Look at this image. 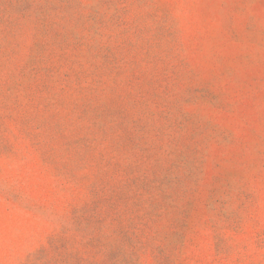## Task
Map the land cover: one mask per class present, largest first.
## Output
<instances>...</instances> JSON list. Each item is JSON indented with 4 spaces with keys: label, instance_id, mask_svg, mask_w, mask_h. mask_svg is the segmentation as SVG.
<instances>
[{
    "label": "rangeland",
    "instance_id": "rangeland-1",
    "mask_svg": "<svg viewBox=\"0 0 264 264\" xmlns=\"http://www.w3.org/2000/svg\"><path fill=\"white\" fill-rule=\"evenodd\" d=\"M0 264H264V0H0Z\"/></svg>",
    "mask_w": 264,
    "mask_h": 264
}]
</instances>
